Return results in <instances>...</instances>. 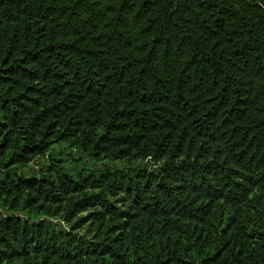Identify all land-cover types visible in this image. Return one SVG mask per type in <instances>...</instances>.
I'll return each mask as SVG.
<instances>
[{
	"label": "trees",
	"instance_id": "obj_1",
	"mask_svg": "<svg viewBox=\"0 0 264 264\" xmlns=\"http://www.w3.org/2000/svg\"><path fill=\"white\" fill-rule=\"evenodd\" d=\"M0 264H264V0H0Z\"/></svg>",
	"mask_w": 264,
	"mask_h": 264
}]
</instances>
